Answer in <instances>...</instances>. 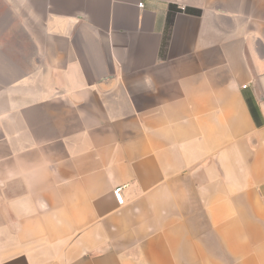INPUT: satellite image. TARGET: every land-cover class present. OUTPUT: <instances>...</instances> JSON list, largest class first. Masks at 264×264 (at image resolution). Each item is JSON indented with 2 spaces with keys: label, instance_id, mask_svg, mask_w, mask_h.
I'll return each instance as SVG.
<instances>
[{
  "label": "crops",
  "instance_id": "1",
  "mask_svg": "<svg viewBox=\"0 0 264 264\" xmlns=\"http://www.w3.org/2000/svg\"><path fill=\"white\" fill-rule=\"evenodd\" d=\"M196 9L0 0V264H264V0Z\"/></svg>",
  "mask_w": 264,
  "mask_h": 264
},
{
  "label": "rangeland",
  "instance_id": "2",
  "mask_svg": "<svg viewBox=\"0 0 264 264\" xmlns=\"http://www.w3.org/2000/svg\"><path fill=\"white\" fill-rule=\"evenodd\" d=\"M173 7H181L186 11H197V7L210 6L212 0H164Z\"/></svg>",
  "mask_w": 264,
  "mask_h": 264
},
{
  "label": "built area",
  "instance_id": "3",
  "mask_svg": "<svg viewBox=\"0 0 264 264\" xmlns=\"http://www.w3.org/2000/svg\"><path fill=\"white\" fill-rule=\"evenodd\" d=\"M139 7H143V3H140L139 4ZM113 196L116 200V202L122 206L125 204V198H124V195H123V187H117L114 189L113 191Z\"/></svg>",
  "mask_w": 264,
  "mask_h": 264
},
{
  "label": "trees",
  "instance_id": "4",
  "mask_svg": "<svg viewBox=\"0 0 264 264\" xmlns=\"http://www.w3.org/2000/svg\"><path fill=\"white\" fill-rule=\"evenodd\" d=\"M253 115H254L255 119L257 120V123L260 124L261 122H260V120H259L258 113H257L256 109H254V108H253Z\"/></svg>",
  "mask_w": 264,
  "mask_h": 264
}]
</instances>
